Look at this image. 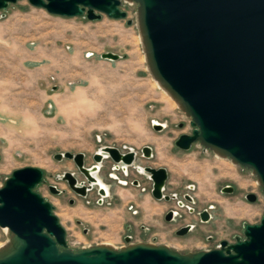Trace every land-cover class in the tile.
<instances>
[{"label": "rangeland", "instance_id": "obj_1", "mask_svg": "<svg viewBox=\"0 0 264 264\" xmlns=\"http://www.w3.org/2000/svg\"><path fill=\"white\" fill-rule=\"evenodd\" d=\"M123 9L125 19L103 14L99 20L53 15L28 0L0 10V186L18 168L43 169L46 182L36 190L54 205L73 250L148 242L194 252L243 238L244 225L264 215L256 174L200 142L189 150L175 145L181 134L192 133L191 117L149 69L136 22L138 4L125 3ZM105 52L121 58H103ZM106 145L134 149L136 167H166L164 193L176 197L156 199L150 173L115 170L108 159L99 163L98 175L109 195L100 196L96 186L86 197L76 194L63 174L85 177L73 160L54 154L83 152L91 166ZM146 145L152 148L149 158L140 155ZM50 184L63 192L52 193ZM226 185L233 192H224ZM248 193L256 194V201H249ZM206 209L209 221L200 216ZM169 211H174L170 221ZM189 224L194 225L189 233H176ZM8 231L0 227V244Z\"/></svg>", "mask_w": 264, "mask_h": 264}, {"label": "water", "instance_id": "obj_2", "mask_svg": "<svg viewBox=\"0 0 264 264\" xmlns=\"http://www.w3.org/2000/svg\"><path fill=\"white\" fill-rule=\"evenodd\" d=\"M18 0H0L6 10ZM35 7L64 17L99 20L103 14L125 19V3L138 4L136 22L149 69L154 78L191 117L192 133H183L175 145L189 150L200 142L235 164L251 169L264 192V0H28ZM127 19V24H132ZM101 56L118 60L115 52ZM159 129L161 123H154ZM149 158L152 148L142 147ZM137 152H122L106 145L95 153V163L86 166L83 152H59L54 158L73 160L85 180L70 171L62 179L76 194L86 197L94 186L107 196L90 169L111 157L116 168L127 165L150 173L152 195L170 200L164 193L169 173L166 167L135 166ZM143 168V170L141 169ZM101 169V165L100 168ZM100 171V170H98ZM46 182L44 170L18 168L0 186V227L8 228L10 242L0 248V264H264V215L260 222L244 225V237L222 240L216 247L181 252L167 245L138 242L121 248L96 244L73 250L67 231L54 212V205L36 188ZM54 194L63 190L50 184ZM224 192H233L226 185ZM247 199L256 201L254 193ZM74 200H71L73 203ZM184 206L182 201H179ZM169 211L166 220L173 219ZM211 219L208 209L200 213ZM81 223V221H78ZM192 225L182 227L184 235ZM130 237L128 236L127 239Z\"/></svg>", "mask_w": 264, "mask_h": 264}, {"label": "flooded vegetation", "instance_id": "obj_3", "mask_svg": "<svg viewBox=\"0 0 264 264\" xmlns=\"http://www.w3.org/2000/svg\"><path fill=\"white\" fill-rule=\"evenodd\" d=\"M124 148H127V147H124ZM130 149V148H129ZM120 150L122 151V152H127L128 150H123V149H121L120 148ZM140 155H142V156H144L143 154H142V151H141V153H140ZM108 159V161H110L111 163H112V165L111 166H114V168L113 169H121V164L119 165V168H116V162L111 158V157H108L107 158ZM105 160V159H104ZM75 163V162H74ZM76 165V164H75ZM77 167V166H76ZM129 167L130 168H132V167H134V166H132V165H127V171H126V173H128V169H129ZM99 168H100V165H99ZM135 168V167H134ZM142 170H143V168H141ZM100 170V169H99ZM122 170V169H121ZM123 171V170H122ZM99 173V172H98ZM98 177H99V175H98ZM100 178V177H99ZM122 181V180H121ZM100 183L103 185V186H106L107 187V189H108V195H109V188H108V186H107V184L100 178ZM121 184H124L123 182H120ZM126 183H128L127 181H126ZM134 184L135 185H137V186H141V181H139L138 179H135V181H134ZM97 191H98V188H97ZM99 193V192H98ZM99 195L100 196H102L100 193H99ZM173 220V219H172ZM189 225H192V224H189ZM185 226H188V225H185ZM185 226H183V227H185ZM182 228V227H181ZM180 228V229H181ZM180 229H178L177 231H176V233L178 234V231L180 230ZM194 229V225H192V229L191 230H193ZM190 230V231H191ZM189 231V232H190ZM188 232V233H189ZM187 234V233H186ZM180 235V234H179Z\"/></svg>", "mask_w": 264, "mask_h": 264}, {"label": "bare ground", "instance_id": "obj_4", "mask_svg": "<svg viewBox=\"0 0 264 264\" xmlns=\"http://www.w3.org/2000/svg\"><path fill=\"white\" fill-rule=\"evenodd\" d=\"M156 82H157V84L163 89V91H165L169 96H171L170 93H169L166 89H164L163 86H162L157 80H156ZM159 86H158V87H159ZM171 97H172V96H171ZM172 98H173V97H172ZM173 99H174V98H173ZM174 100H175V99H174ZM174 100H172V101H174ZM174 102L178 103L176 100H175ZM178 105H179V103H178ZM154 123L156 124V123H158V122H157V121H154ZM98 170H99V165L97 166V168L90 169V172H91L93 175L96 176L97 180H98L99 183H100V178L98 177V172H99ZM100 185H101L102 187H104L105 190H106V192L108 193V189H107V187H106V186H103L101 183H100ZM10 238H11V234L8 232V239H7L6 242L0 244V248L5 247V246L10 242Z\"/></svg>", "mask_w": 264, "mask_h": 264}]
</instances>
